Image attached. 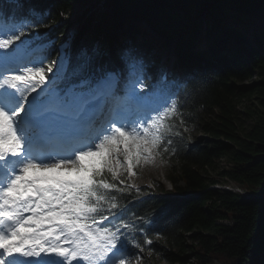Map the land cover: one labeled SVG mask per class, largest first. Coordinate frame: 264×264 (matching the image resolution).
<instances>
[{"label": "trees", "instance_id": "1", "mask_svg": "<svg viewBox=\"0 0 264 264\" xmlns=\"http://www.w3.org/2000/svg\"><path fill=\"white\" fill-rule=\"evenodd\" d=\"M77 5L84 12L73 17ZM2 17L14 42H70L64 83L84 86L108 70L125 82L132 66L145 88L167 94L155 144L157 156L172 163L174 190L164 183L137 190L126 174L96 170L104 187L93 210L116 216L122 239L151 264H194L189 233L201 262L264 264V0H0ZM155 47L176 51L170 77ZM58 54L51 45L42 55L54 62ZM255 72L251 84H236ZM247 94L260 105L241 129L236 100ZM215 111L213 124L204 123L211 138L195 141L197 124ZM225 157L230 164L220 177L205 174ZM226 180L243 191L215 187Z\"/></svg>", "mask_w": 264, "mask_h": 264}, {"label": "rangeland", "instance_id": "2", "mask_svg": "<svg viewBox=\"0 0 264 264\" xmlns=\"http://www.w3.org/2000/svg\"><path fill=\"white\" fill-rule=\"evenodd\" d=\"M259 5L256 4V7ZM84 12V8L81 5H77L73 11V17H76L77 15H80ZM258 12V11H257ZM0 40L1 45L3 46V49H6L9 44V39L3 32V30L0 31ZM30 43V39H25L22 46L19 47V51H21L22 47H27ZM46 46V44L35 47L33 51L38 50L39 52ZM67 44L58 47L60 49V54L57 60L53 65L49 64L48 67L50 70H48V67L46 66V63H42L39 61H33V63H36L33 65V63H30V65H27L26 70L21 74L23 79L21 80V83L23 84V90H24V96L31 95L37 87L41 86L42 84L45 85L47 82L50 83V80L48 79V73H57L60 74L63 72L64 68L66 67L67 62V54L65 51V47ZM32 51V52H33ZM17 54V52H15ZM155 55H160L161 60L167 63V70L168 74L173 72L172 67L174 66V62L177 61V53L175 50L166 47V48H158L155 47L154 49ZM169 56V57H168ZM28 74H34L36 78H31ZM114 74V73H113ZM115 77L114 75L112 76ZM111 79V81H112ZM258 76L255 75L252 78V80H247L245 82H236L237 85H246L251 84L254 80H257ZM236 111L238 116V123L241 126V129H248L252 124V118L250 113L253 111L255 107H258L260 105V99L257 98L256 95H245L237 98L236 100ZM211 112L208 115L204 117L203 122H200L197 124L195 130H194V136L193 139L197 142L201 140L210 139L211 135L207 133L206 128L204 127V123H212L216 119V113ZM149 119L154 120L156 117V114L152 113L148 115ZM146 121V120H145ZM145 121L140 124L136 129L130 128L128 125L129 131L126 133V137H118L116 139H111L109 141H106L103 144L102 151L99 152H93L91 154L84 155L79 161L78 164L68 165L67 169H72L73 172L79 171L81 172V177L85 181H89V172L91 173L92 170L96 168H102L103 166H106L110 168L112 171H114L116 174L121 175L127 172V176L130 180V182L133 185L138 184H162L163 182L166 183L167 187L169 189H172V185L170 183V177H168V174L172 171V163L168 162V165L164 163V161L157 156L156 154V147L154 143L155 138V128L151 126V124H147L145 126ZM135 122L132 116L128 119V124L131 125V123ZM212 126V125H211ZM133 159L135 164L133 163ZM230 164V162L227 160V158H221L215 165V167L210 168L208 172L205 174H208L210 177H220V171H222L225 167H227ZM84 165V166H82ZM62 167V166H61ZM65 169L66 166L64 165ZM64 167L62 169H64ZM80 167V168H79ZM86 167L87 171L84 170ZM91 170V171H90ZM89 171V172H88ZM65 181L68 180L66 177H64ZM66 184V182H64ZM222 185H225L226 187L231 185L233 187H236V183L232 180H226L224 182H221ZM178 186L184 185V181L178 180V183H176ZM82 188H85L84 186H81ZM58 188V187H57ZM67 188H70V185H67ZM71 210H68V213H66L63 217L70 219L72 224H79L81 227L84 224V221L86 219L85 215H83L82 212H79L70 206ZM105 222H95L92 223L91 226L94 231H100L103 227L101 226ZM226 223H229V225L232 224V221H227ZM84 229V228H82ZM86 234H93L92 232H88V230H85ZM103 232V231H102ZM195 233H189L188 239L186 241L187 245L189 246L188 253H190L191 260L194 264H232L229 263L223 259L220 258H213L209 259L208 261L201 262L199 261L195 254H192L191 251V245L196 243ZM105 238H109L108 245L113 246L117 245V247L113 251V255H121L120 261L116 260L117 257L114 256L115 259L112 260L111 264H149L151 260H149L147 257H145L139 250H132L128 246H122L120 240L117 236H108L104 235ZM119 245V246H118ZM105 249V248H104ZM111 256V255H109ZM113 256H111L112 258ZM157 264H173L167 261L159 260V263ZM179 264V263H174ZM191 264V263H189Z\"/></svg>", "mask_w": 264, "mask_h": 264}, {"label": "bare ground", "instance_id": "3", "mask_svg": "<svg viewBox=\"0 0 264 264\" xmlns=\"http://www.w3.org/2000/svg\"><path fill=\"white\" fill-rule=\"evenodd\" d=\"M5 29V32L7 31V32H10V30H8L6 27L4 28ZM46 44V46L40 51V58H42L43 57V52L48 48V44L47 43H45ZM26 56V55H25ZM28 59H25V60H22V61H24V63H26V62H28L27 61ZM15 61V60H14ZM22 61H19V62H22ZM47 61V60H46ZM175 63V62H174ZM68 68V67H67ZM130 68H132V66L130 67ZM167 68V67H166ZM174 72V71H173ZM117 74V78H121V73H119V72H117V71H114V70H108L107 71V74ZM102 90L101 91H105L106 92V88H104L103 89V86H101L100 87ZM90 99H92V98H90ZM94 99V98H93ZM98 99V98H97ZM106 100L105 99H103V103L105 102ZM106 109H107V107H105V111H106ZM94 114V116L95 117H98V115L94 112L93 113ZM102 115H104V114H102ZM0 129H1V123H0ZM1 131V130H0ZM21 131H23V127H21L20 128V131L19 132H21ZM96 133H98V132H96ZM2 139L0 138V141H1ZM3 150H5V147L3 148ZM135 159H133V161H134ZM136 162V161H135ZM135 162H133V163H135ZM64 167V165L61 167L60 166V171L61 172H64V170H65V167H64V169H62ZM103 167H106V166H103ZM102 167V168H103ZM75 172H77V171H75ZM91 173H93V172H91ZM68 175H71V174H68ZM60 178H62V177H60ZM57 188V187H56ZM34 199V197H33V195H30V196H28L27 197V200L28 201H32ZM56 240V238L55 237H44V238H42L41 239V241H43V242H48V243H53L54 241ZM35 243H38V241H34ZM105 247H103L102 249H99V248H94V251H93V253H96L97 254V252L99 251V250H105L104 249ZM114 254V253H113ZM115 256V255H114ZM116 260H118V261H120V257H121V255H116Z\"/></svg>", "mask_w": 264, "mask_h": 264}]
</instances>
